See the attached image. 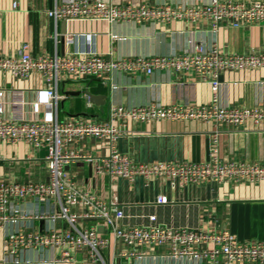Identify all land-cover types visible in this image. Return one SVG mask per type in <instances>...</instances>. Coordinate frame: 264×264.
<instances>
[{
  "label": "crops",
  "instance_id": "crops-1",
  "mask_svg": "<svg viewBox=\"0 0 264 264\" xmlns=\"http://www.w3.org/2000/svg\"><path fill=\"white\" fill-rule=\"evenodd\" d=\"M62 1V0H58ZM114 3H183L202 4L207 0H104ZM264 1V0H236ZM16 2L15 6L12 3ZM54 0H0V53L17 55L27 49L32 54L65 55L72 51L94 50L110 53L113 59L136 55H174L194 53L197 46L208 49L215 45L225 54L264 53V22L241 26L222 24L214 29L208 22L180 20L142 22L117 21L108 25L103 21H54L46 14ZM115 35L116 38H112ZM27 45L26 48L24 46ZM219 101L223 104L256 107L264 105V68H244L224 71L219 75ZM44 88L42 79L32 74L28 78L0 75V90L6 100L19 92L25 101H32ZM63 97L58 102L59 119L69 116L108 117L112 104L137 105L155 102L160 105L204 104L212 97L209 83L193 70H159L136 75L114 72L111 80L92 77L62 80L57 87ZM99 95L96 102L88 94ZM30 115L27 103L8 104L9 115L20 111ZM215 137V138H214ZM71 149L92 156L107 153L105 141L86 137L72 144ZM117 149L134 162H207L220 161L264 162V123L246 122L238 127L216 126L211 121H168L151 123L129 121L127 132L118 139ZM44 150H36L23 141H0L1 181H46ZM65 171L89 192L106 201L115 200L122 211L120 225L142 227L156 224L171 228L196 230L226 229L240 241H264V181L222 183L173 184L169 180L152 178L149 182L137 177L130 182L96 174L93 165L78 160L65 166ZM167 201L159 203L157 198ZM29 209L43 203L21 202ZM44 206V205H43ZM47 208V206H44ZM155 216V221L149 220ZM98 232L109 238L103 256L108 264H223L210 258L190 256L171 257L165 247L133 245L126 247L100 221L90 220ZM47 220H18L0 226V264L4 237L13 230L28 227L42 229ZM63 228V224L57 222ZM210 245H208L209 247ZM207 247L201 246L200 248ZM61 248L22 252L26 259H50ZM122 250L142 251L141 256H123ZM72 263L87 264L81 251H73ZM241 264H258L244 262Z\"/></svg>",
  "mask_w": 264,
  "mask_h": 264
},
{
  "label": "built area",
  "instance_id": "built-area-1",
  "mask_svg": "<svg viewBox=\"0 0 264 264\" xmlns=\"http://www.w3.org/2000/svg\"><path fill=\"white\" fill-rule=\"evenodd\" d=\"M16 2L12 3L15 6ZM46 14L54 21H103L111 25L117 21L142 22L146 20L184 22H208L216 29L222 24L241 26L264 22V1L207 0L202 4L183 3H114L104 0H54ZM112 38H116L112 35ZM27 45L24 46L26 48ZM264 68V53L225 54L215 45L208 49L197 46L194 53L174 55H136L113 59L110 53L94 50L72 51L65 55L37 54L27 49L17 55L0 53V75L13 78L39 76L44 88L32 101H25L16 92L10 100L0 90V141L30 144L36 150H44L46 181H1L0 226L18 220H47L42 229L28 227L10 231L3 240L2 261L13 264L72 263L71 252L81 251L87 264H108L103 251L109 246V238L102 236L90 220H98L101 226L126 247L149 245L165 247L171 257L190 256L210 258L223 264L244 262L264 264V241H240L226 229L196 230L171 228L156 224L123 228L120 225L122 211L115 200L106 201L80 186L65 171L70 162L83 160L93 165L96 174L109 178L134 181L141 177L145 183L152 178L169 180L172 184L264 181V162L220 161L207 162H134L117 149V141L127 132L129 121L151 123L168 121H211L216 126L238 127L246 122L264 123V105L243 107L223 104L219 101V75L224 71L244 68ZM193 70L207 81L212 89L211 99L204 104L160 105L155 102L137 105L112 104L108 117L97 119L88 116H69L59 119L58 84L64 79L78 80L92 77L100 81L111 80L114 72L129 74L155 71ZM27 103L30 115L21 110L14 115L6 111L8 104ZM86 137L105 141L107 153L92 156L71 149L72 144ZM215 138V137H214ZM31 201L35 206L25 208L21 202ZM167 201L165 196L157 198ZM47 208H44V206ZM151 222L155 216H150ZM63 224V228L57 225ZM207 246L200 248L201 246ZM208 245H210L208 247ZM61 248L59 255L50 259H26L21 254L27 249L44 250ZM123 256H141L142 251L122 250Z\"/></svg>",
  "mask_w": 264,
  "mask_h": 264
},
{
  "label": "water",
  "instance_id": "water-1",
  "mask_svg": "<svg viewBox=\"0 0 264 264\" xmlns=\"http://www.w3.org/2000/svg\"><path fill=\"white\" fill-rule=\"evenodd\" d=\"M86 93L88 94L90 100L93 102H96L97 99L100 97L99 95H93V94L89 93L88 91H86Z\"/></svg>",
  "mask_w": 264,
  "mask_h": 264
}]
</instances>
